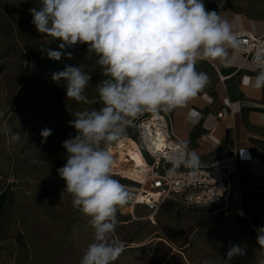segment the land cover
I'll list each match as a JSON object with an SVG mask.
<instances>
[{
    "label": "clouds",
    "instance_id": "1",
    "mask_svg": "<svg viewBox=\"0 0 264 264\" xmlns=\"http://www.w3.org/2000/svg\"><path fill=\"white\" fill-rule=\"evenodd\" d=\"M223 7L220 0L218 8ZM36 30L62 41L61 51L41 46L49 59L59 61L64 51L87 44L105 77L97 85L98 96L84 95L92 75L81 66H65L52 80L63 81L68 99L84 104H102L99 109L77 111L69 121L77 135L62 143L66 163L57 171L66 187L61 200L71 196L72 206L88 217L93 240L82 250L79 264H113L125 245L114 237L118 209L132 198L128 188L112 176L110 146L124 139L127 129L145 113L158 114L184 108L209 83L199 61L231 62L229 49L243 50L235 26L216 10H206L204 0H41L39 10L29 9ZM256 74L244 83L264 89V44L252 57ZM10 142L21 139L19 131L0 128ZM52 130L41 131V143ZM170 174L187 168L196 175L201 159L187 141H180L165 154ZM257 243L264 249V227L256 229ZM245 250L233 245L228 260ZM227 262V261H226ZM203 264H212L204 261ZM264 264V261H261Z\"/></svg>",
    "mask_w": 264,
    "mask_h": 264
},
{
    "label": "rangeland",
    "instance_id": "2",
    "mask_svg": "<svg viewBox=\"0 0 264 264\" xmlns=\"http://www.w3.org/2000/svg\"><path fill=\"white\" fill-rule=\"evenodd\" d=\"M40 6L41 0H0V128L22 134L12 143L0 132V264L77 263L93 240L88 217L72 206L71 196L61 200L66 183L57 170L66 163L63 141L78 134L69 124L74 113L99 109L102 104L68 99L63 81H53L52 74L65 66H81L92 75L84 93L90 100L97 98L96 85L105 77L96 64L98 57L88 53L87 44L66 48L71 59L65 55L59 61L47 57L42 44L61 51L58 45L62 41L36 30L29 9L39 10ZM45 128L52 134L41 143L40 133ZM137 138L138 129L133 125L124 139L110 146L112 155L129 158V174L146 165ZM239 205L238 200L230 201L232 211ZM163 208L204 207L169 199L154 214L155 222L151 220L153 212L144 206L120 208L114 237L127 245L151 235L152 226L158 228ZM243 208L244 216H232V241L240 247L243 241L248 243L241 247L245 254L234 255L232 264H261L264 249L257 243L256 229L264 227V186L247 194Z\"/></svg>",
    "mask_w": 264,
    "mask_h": 264
},
{
    "label": "crops",
    "instance_id": "3",
    "mask_svg": "<svg viewBox=\"0 0 264 264\" xmlns=\"http://www.w3.org/2000/svg\"><path fill=\"white\" fill-rule=\"evenodd\" d=\"M204 4L206 10L220 12L236 31L264 33V0H223L222 8H218L220 0H204ZM229 57L226 65L199 61L196 69L207 73L208 85L170 114L175 136L198 153L201 166L236 160L234 199L240 205L233 211L163 208L158 228L152 226L151 235L125 245L113 264H232L226 255L233 246L232 216H244L245 197L264 186V89L244 83L245 77L256 74L244 54L229 49ZM242 243L247 247V241Z\"/></svg>",
    "mask_w": 264,
    "mask_h": 264
},
{
    "label": "built area",
    "instance_id": "4",
    "mask_svg": "<svg viewBox=\"0 0 264 264\" xmlns=\"http://www.w3.org/2000/svg\"><path fill=\"white\" fill-rule=\"evenodd\" d=\"M237 32L243 42L240 52L255 70L252 57L257 45L264 44V33L255 34L247 30ZM223 115L224 111L218 113L219 117ZM133 125L138 129L136 141L144 151L146 166L143 170L139 167L133 176L127 175L118 166H112V175L122 179L120 183L128 188L132 197L122 208L134 210L137 206H144L153 212L152 221L163 202L169 199L187 206L229 210L230 201L235 197L234 178L239 171L236 160L201 166L194 176L190 174L191 170L184 167L170 174L171 164L165 154L182 141L172 130L170 112L145 113ZM125 163L118 164L124 168ZM129 181L132 185L126 183Z\"/></svg>",
    "mask_w": 264,
    "mask_h": 264
},
{
    "label": "bare ground",
    "instance_id": "5",
    "mask_svg": "<svg viewBox=\"0 0 264 264\" xmlns=\"http://www.w3.org/2000/svg\"><path fill=\"white\" fill-rule=\"evenodd\" d=\"M139 146H140V144H139ZM140 148V150L142 151V152H144L143 151V149L141 148V146L139 147ZM113 156V166H118V167H120L119 166V162H121L120 160H121V158L122 157H119V156H116V155H112ZM122 159H124V163L126 164L125 165V168H122V167H120V168H122V171H124V173H126L127 175H130V176H133V174L131 173V174H129V172L127 171V169H130L131 167L129 166V158L128 157H126V158H122ZM134 162V161H133ZM146 165H143V166H141V170H143V168L145 167ZM119 168V169H120ZM243 212V211H242Z\"/></svg>",
    "mask_w": 264,
    "mask_h": 264
}]
</instances>
